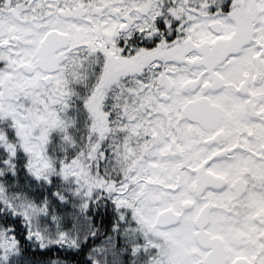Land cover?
<instances>
[{
    "label": "snow or ice",
    "instance_id": "snow-or-ice-1",
    "mask_svg": "<svg viewBox=\"0 0 264 264\" xmlns=\"http://www.w3.org/2000/svg\"><path fill=\"white\" fill-rule=\"evenodd\" d=\"M0 264H264V0H0Z\"/></svg>",
    "mask_w": 264,
    "mask_h": 264
}]
</instances>
